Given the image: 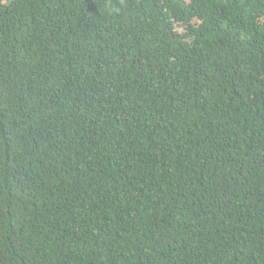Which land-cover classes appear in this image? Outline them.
Returning <instances> with one entry per match:
<instances>
[{"label": "trees", "instance_id": "1", "mask_svg": "<svg viewBox=\"0 0 264 264\" xmlns=\"http://www.w3.org/2000/svg\"><path fill=\"white\" fill-rule=\"evenodd\" d=\"M0 264H264V0H0Z\"/></svg>", "mask_w": 264, "mask_h": 264}]
</instances>
